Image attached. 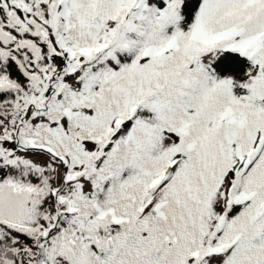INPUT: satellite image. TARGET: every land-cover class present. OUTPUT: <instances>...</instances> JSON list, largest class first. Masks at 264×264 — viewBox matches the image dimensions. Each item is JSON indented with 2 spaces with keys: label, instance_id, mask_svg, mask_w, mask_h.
<instances>
[{
  "label": "snow or ice",
  "instance_id": "1",
  "mask_svg": "<svg viewBox=\"0 0 264 264\" xmlns=\"http://www.w3.org/2000/svg\"><path fill=\"white\" fill-rule=\"evenodd\" d=\"M0 264H264V0H0Z\"/></svg>",
  "mask_w": 264,
  "mask_h": 264
}]
</instances>
